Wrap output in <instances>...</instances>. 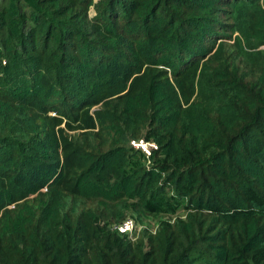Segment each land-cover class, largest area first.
I'll return each instance as SVG.
<instances>
[{
	"label": "trees",
	"instance_id": "16d2710c",
	"mask_svg": "<svg viewBox=\"0 0 264 264\" xmlns=\"http://www.w3.org/2000/svg\"><path fill=\"white\" fill-rule=\"evenodd\" d=\"M262 46L264 0H0V264H264ZM50 112L111 137L68 195L121 206L115 226L62 202ZM125 210L182 215L133 240Z\"/></svg>",
	"mask_w": 264,
	"mask_h": 264
},
{
	"label": "rangeland",
	"instance_id": "374dc122",
	"mask_svg": "<svg viewBox=\"0 0 264 264\" xmlns=\"http://www.w3.org/2000/svg\"><path fill=\"white\" fill-rule=\"evenodd\" d=\"M99 0H95L97 2ZM95 15V12L93 9H91L90 16L93 17ZM238 36V33H235L232 37V40L228 39L226 42V52L228 55L231 51L234 50V44H235V38ZM264 50V46L260 47L258 51ZM217 51V52H216ZM256 51V50H255ZM225 49L220 52L224 53ZM214 53L216 55L219 54L218 46L215 48ZM220 62L217 59H214L212 64L213 66L218 65ZM147 68V67H146ZM145 68V69H146ZM155 72L162 71L166 72L165 69H153ZM164 74V73H163ZM101 107H103V103L99 104L97 106H94L90 109V116H92L97 124H99L97 113L101 110ZM120 110V107L118 108ZM47 119L44 123V130L48 131L49 133L55 132L56 136L61 142L60 152L62 154V149L64 145L68 149V153H73L75 157L70 156V166L68 167L67 174H66V185L63 189L58 190L63 196L62 202L65 204V206L74 208L77 210V214L82 212L83 210L92 209L91 211L94 213V216L96 220H99L101 224L108 222L110 226L117 224L116 222V215L120 213L121 206H102L97 200H82L78 198H72L68 194V189L71 188L73 185V180L77 173H79L83 167H79L80 164V153L81 149L86 150L87 152L93 151L95 153H99L103 149H108L109 144L106 145L107 140H111V137L104 134L105 136L103 138L95 137L94 134L98 133L99 126L96 125L95 129H80V122L70 121L68 119L63 118L62 116L57 115L54 112H50L47 115ZM45 119V118H43ZM56 119V120H53ZM49 126V128L47 127ZM46 133V132H45ZM88 133V134H87ZM47 134V133H46ZM144 139V138H140ZM77 153V154H76ZM62 155V160H63ZM63 163V162H62ZM48 193V189H44L40 195L28 197L17 205H12L8 208L7 212H14L18 210L16 206H32L34 209H38L39 206H44V203L49 201L48 195H43ZM127 219H132L134 221V224L136 226L134 232H132V236L134 234H140L142 231L147 229V226H150V231H154L157 229V227L163 222V221H175L179 218V216L182 215V213L177 212L175 214H160V215H152V214H146L145 218L142 219L137 214V212L133 210L124 211ZM2 214L0 215V221L2 220ZM140 218V219H139ZM126 220V219H125ZM113 222V223H112ZM115 226V225H114ZM141 232L139 233V231ZM139 236V235H138ZM137 236V237H138Z\"/></svg>",
	"mask_w": 264,
	"mask_h": 264
},
{
	"label": "built area",
	"instance_id": "2783aa9c",
	"mask_svg": "<svg viewBox=\"0 0 264 264\" xmlns=\"http://www.w3.org/2000/svg\"><path fill=\"white\" fill-rule=\"evenodd\" d=\"M131 146L141 152H143L147 157H151L152 152L158 150V146L154 143L147 142L143 139L141 140H133L131 141ZM136 226L134 224V221L132 219L125 220L122 224L119 226H116L115 229H117L121 234H127L130 238L134 239V236H138L139 234H134L132 236V232H134ZM141 231V230H140ZM139 231V233H140Z\"/></svg>",
	"mask_w": 264,
	"mask_h": 264
}]
</instances>
